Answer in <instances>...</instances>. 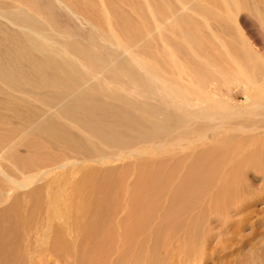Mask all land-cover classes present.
<instances>
[{"label":"bare ground","instance_id":"bare-ground-1","mask_svg":"<svg viewBox=\"0 0 264 264\" xmlns=\"http://www.w3.org/2000/svg\"><path fill=\"white\" fill-rule=\"evenodd\" d=\"M251 170L264 0H0V264H256Z\"/></svg>","mask_w":264,"mask_h":264},{"label":"rangeland","instance_id":"rangeland-1","mask_svg":"<svg viewBox=\"0 0 264 264\" xmlns=\"http://www.w3.org/2000/svg\"><path fill=\"white\" fill-rule=\"evenodd\" d=\"M242 16H243V18L245 17L243 20H245L247 22V23L245 22V25H248L247 27L245 26V29H244L245 33L247 32L246 33L247 36H254L255 35L253 37V40H254V38L255 39L259 38V39L263 40V33L261 31L260 26L258 25V22H256L255 19L249 17L247 14H243ZM249 172L251 174V175H249V178L251 177L250 179H253L255 182H259V183H262V181H264V173H262V171L257 172L255 170H251ZM259 194L261 197L264 198V188H263V190H261L259 192ZM255 209L257 210L254 213L255 217L261 218L262 216H264V199L259 201L256 204ZM208 218H209V220H211L212 214L209 215ZM198 224L199 223H197V226H199ZM193 225H196V223L195 224L193 223ZM170 231L167 230L166 231L167 233L165 232L164 234L167 237V239H169L171 242L168 244H162V245L156 246V247H150L148 250L145 251V255L148 254L147 256L152 258V261H150L148 263H141V264H170L171 260L173 258H175V256H177V254H180V255L182 254V256H185V255L188 256L189 255L190 257H187V258L190 259L189 260L190 263L187 261L188 264H214V259H213L214 255H213V253H211L213 251V244L211 243V240H212L211 234L206 236V232H203V234H201V235L193 233L194 236L195 235L197 237L199 236V238H197L195 241L196 237L195 238L190 237L193 235V234H191L190 236H188V238L190 237L191 239L189 238L190 239L189 240L187 238V241L185 243V249L179 250L178 248H175V244L173 245L175 238L179 237L178 233H176L174 235L173 231L172 232H170ZM210 243H211V245H210ZM262 263L264 264V261L262 259L256 260V264H262ZM126 264H134V262L133 263L128 262Z\"/></svg>","mask_w":264,"mask_h":264}]
</instances>
